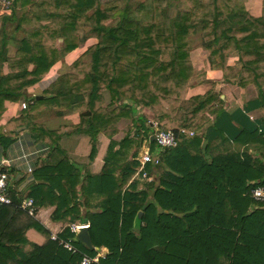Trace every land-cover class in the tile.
Returning a JSON list of instances; mask_svg holds the SVG:
<instances>
[{"label": "trees", "instance_id": "obj_1", "mask_svg": "<svg viewBox=\"0 0 264 264\" xmlns=\"http://www.w3.org/2000/svg\"><path fill=\"white\" fill-rule=\"evenodd\" d=\"M246 1L10 0L0 10V116L6 101L27 102L2 142L26 124L47 147L26 188H8L0 264H77L101 247L107 254L92 264H264V202L251 194L264 187V116L256 123L237 111L249 123L229 136L226 123L237 117L224 110L213 85L187 97L203 80L189 42L201 32L205 68L240 87L253 85L264 109V16L252 14ZM262 6L264 12V0ZM9 42L16 44L12 55ZM78 48L84 50L41 94H28ZM104 91L110 105L117 103L111 110L103 106ZM36 106L56 116L76 113L78 121L49 128L34 120ZM141 109L173 129L175 146L159 148ZM121 117L133 128L115 140ZM69 134L90 137V161L97 136L109 139L100 172L69 160L59 143ZM143 139L153 158L144 166L151 180L136 174ZM24 198L36 210L54 207L51 218L64 225L57 236L73 238L75 253L21 207ZM76 220L89 221V244L70 231ZM31 228L46 239L31 242Z\"/></svg>", "mask_w": 264, "mask_h": 264}, {"label": "crops", "instance_id": "obj_2", "mask_svg": "<svg viewBox=\"0 0 264 264\" xmlns=\"http://www.w3.org/2000/svg\"><path fill=\"white\" fill-rule=\"evenodd\" d=\"M253 1L251 8L248 10L258 16L260 12L261 1L260 0H250ZM15 51L14 46H10ZM191 48L190 55L192 50ZM196 49L194 52L198 53L197 59L193 60V65L198 69L204 72L202 76L203 80L193 85L188 89L187 97L196 93H204L209 88L214 87L215 91L220 94V97L224 100V110L232 115V117H237V120H231L227 125L226 131L229 136L235 134V127L239 128L240 125H248L249 121L246 120L243 116L248 117L253 122L258 123L261 118L264 116V109H261L257 106V91L253 85H248L246 87H240L237 84L236 80L226 82L221 75V72L218 69H213L211 67L205 68V59L206 53L202 50ZM83 48L74 49L64 56L63 59L56 62L48 74L40 81V83L33 85L27 89L28 94L35 95L38 90L42 87L48 85L49 80L56 74H59V69L63 66H69L73 60H75L83 51ZM13 52V50H11ZM9 52V55L12 54ZM4 73L7 72L6 64L3 67ZM264 93V88L262 89ZM21 100L18 102H5V109L0 116V168L3 167V162L6 158L13 159V167L8 169L10 174V187H14L17 183L19 190H24L27 184L32 180V174L27 172L28 167L35 168L38 160L46 153L47 147L39 142H37L31 135L26 124L18 126L15 130L17 136L14 140L10 142H2V138L7 135V124L13 119H16L21 113L22 109L20 107ZM242 115H239V112ZM34 115V120L37 122L44 123L47 127L55 129L62 124H72L78 121L77 114L71 112H65L61 116H56L40 106H36L31 111ZM46 114H49L50 117H46ZM237 121V122H236ZM122 122V121H121ZM240 124V125H239ZM118 131L114 135L115 140H120L123 135V127L120 124V121L117 124ZM127 130V129H126ZM151 137V136H150ZM208 137H211V134H208ZM62 148L65 150L70 161L75 162L83 166L84 170L91 173L100 172L103 165V157L107 149L109 139L103 134L97 136L96 148L97 152L93 160H89V153L91 151L92 141L89 136L83 134H69L62 135L59 141ZM152 177V176H151ZM133 180V178L131 179ZM10 197V196H9ZM11 199V197H10ZM24 198L23 200H25ZM22 200V201H23ZM12 202V201H11ZM22 203V202H21ZM12 204V203H11ZM54 207L50 206L45 209H35L34 215L41 224L50 232V234H59L63 229L64 225L61 221H56L51 218V213ZM84 211V209H82ZM10 208L1 207L0 208V227L10 214ZM88 222L76 220L75 222ZM27 238L31 242L42 243L46 238L39 231L34 228L28 229L26 232ZM96 253L100 254L101 257H104L108 250L106 247L95 248ZM94 254V255H95Z\"/></svg>", "mask_w": 264, "mask_h": 264}, {"label": "built area", "instance_id": "obj_3", "mask_svg": "<svg viewBox=\"0 0 264 264\" xmlns=\"http://www.w3.org/2000/svg\"><path fill=\"white\" fill-rule=\"evenodd\" d=\"M6 2V4H4ZM10 5V0H0V10H6ZM21 109H25L27 107V102L22 101L20 104ZM153 137L156 143L158 144L159 148L165 147H173L177 144L176 137L172 128H164L158 122L153 123ZM182 132H187L190 135H193V131H186L181 129ZM139 166L137 168L136 174H141L142 177H145L148 180H151V175H147L144 172V166L146 163L151 162L153 160L152 154L149 148H145L138 154ZM13 167V159L6 158L3 162V167L0 168V208L3 206L11 205V199L7 194L8 188L10 187V174L8 169ZM34 168L28 167L27 172L33 173ZM251 194L256 201L264 202V187L263 186H256L252 188ZM21 207L24 208L28 214L34 215V206H33V199L26 198L22 201ZM88 222H73L69 224V229L72 233L77 235L81 228H88ZM50 238L52 240L58 241V243L65 248L66 250L70 251L71 253H75L77 249L72 245L73 238H69L67 240L59 239L57 234L53 233L50 234ZM100 254H95L93 256L83 255L82 258L78 261L77 264H92L94 262H98L100 259Z\"/></svg>", "mask_w": 264, "mask_h": 264}, {"label": "rangeland", "instance_id": "obj_4", "mask_svg": "<svg viewBox=\"0 0 264 264\" xmlns=\"http://www.w3.org/2000/svg\"><path fill=\"white\" fill-rule=\"evenodd\" d=\"M1 1H4V0H1ZM6 1V0H5ZM261 1V8H260V12H258V16H264V12H263V6H262V0H260ZM252 3H253V1H250V0H247L246 2H245V7L247 8V9H249V8H251V6H252ZM4 4H6V2H4ZM110 21H113V19L112 20H110ZM88 27H86V29H87ZM201 32H198V33H196L194 36H190V38H189V42H190V44H191V48H193L194 47V49L192 50V52H191V56H192V59L193 60H196L197 59V55H198V53H196V52H194L196 49H199V50H201L200 49V40H201ZM88 43H90L91 41H87ZM14 46L15 48H16V44H14V42H9V52L11 53L12 51L11 50H13V52H14V49H12V47H10V46ZM13 52H12V54H13ZM11 54V55H12ZM68 68V66H63L61 69H59L58 70V72L60 71V73H62V72H64L66 69ZM52 69V68H51ZM50 71V70H49ZM41 89H40V91L38 90V92H37V94H41ZM110 101H111V99H110V95H109V93L107 92V91H104V104H103V106H105L108 110H111L114 106H115V104H117V103H114V104H109L110 103ZM141 112H143L144 114H145V116L149 119V123H150V125H152V127L154 126L153 125V123L154 122H157V120L155 119V117H154V113H153V111L152 110H150V109H141L140 110ZM53 114V113H52ZM46 117H50V115L49 114H46ZM119 121H120V124L122 125V129H123V135L124 134H126V133H128V132H130V131H132V125H131V120H130V118H120L119 119ZM118 121V122H119ZM122 121V122H121ZM127 129V130H126ZM151 136H153V129H152V134H151ZM149 139H143V141H142V143H141V145L139 146V148H138V154H139V152H141L142 150H144L145 148H150L149 147ZM155 144V143H154ZM152 178V177H151Z\"/></svg>", "mask_w": 264, "mask_h": 264}, {"label": "water", "instance_id": "obj_5", "mask_svg": "<svg viewBox=\"0 0 264 264\" xmlns=\"http://www.w3.org/2000/svg\"><path fill=\"white\" fill-rule=\"evenodd\" d=\"M151 139H154V137L151 136ZM140 217H141V212H138L136 219L139 220ZM87 237H88L87 228H81L80 231L77 233V238L85 242L87 241V243L89 244Z\"/></svg>", "mask_w": 264, "mask_h": 264}]
</instances>
